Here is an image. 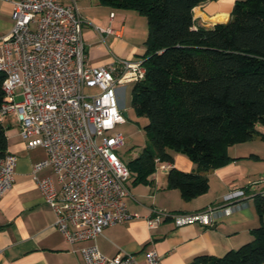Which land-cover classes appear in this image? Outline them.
<instances>
[{
  "label": "built area",
  "instance_id": "built-area-1",
  "mask_svg": "<svg viewBox=\"0 0 264 264\" xmlns=\"http://www.w3.org/2000/svg\"><path fill=\"white\" fill-rule=\"evenodd\" d=\"M11 19L0 52V121L16 113L25 147L45 152L31 173L55 213L54 227L70 244L89 242L78 249L84 264H160L155 249L139 260L130 253L107 256L95 243L104 228L132 216L126 203L130 171L115 152L124 142L115 129L125 122L117 87L144 77L142 58L88 64L83 26L91 24L99 34L114 30L90 23L73 2L16 0ZM16 163L13 152L0 156V197L13 186ZM158 168L168 170L170 164ZM45 169L49 172L41 175ZM229 194L234 198L242 191ZM163 215L146 217V225L155 228Z\"/></svg>",
  "mask_w": 264,
  "mask_h": 264
},
{
  "label": "trees",
  "instance_id": "trees-1",
  "mask_svg": "<svg viewBox=\"0 0 264 264\" xmlns=\"http://www.w3.org/2000/svg\"><path fill=\"white\" fill-rule=\"evenodd\" d=\"M134 10L147 22L144 77L133 82L131 107L145 116L149 144L126 163L133 184L148 182L156 160L184 154L194 171L168 169L166 187L184 200L208 190L207 172L238 159L227 146L264 134V0H236L230 18L194 26L193 8L206 0H97ZM0 72V104L2 80ZM0 121V156L8 147ZM251 157L257 158L256 155ZM259 225L253 239L221 256L196 255L187 264H264V195L253 196Z\"/></svg>",
  "mask_w": 264,
  "mask_h": 264
},
{
  "label": "crops",
  "instance_id": "crops-1",
  "mask_svg": "<svg viewBox=\"0 0 264 264\" xmlns=\"http://www.w3.org/2000/svg\"><path fill=\"white\" fill-rule=\"evenodd\" d=\"M14 1L0 0V52L2 37L12 26ZM235 1L206 0L195 6L194 26L211 27L226 22ZM64 2H73L79 14L90 23L110 26L114 30L112 34H99L91 24L83 26V47L88 64L105 65L143 53L144 46L137 47L134 38L136 23L142 20L136 11L110 8L97 0ZM3 124L8 126L6 151L17 156V163L13 186L0 197V264H84L78 249L89 242L70 244L54 227L55 213L32 178V164L43 158L45 152L41 148L27 149L18 127L9 129L10 124ZM168 152L173 162H156L155 171L148 176L146 184H133L129 180L130 194L126 203L132 216L124 223L103 229L95 240L99 250L107 256L130 253L142 260L149 249H155L161 256L160 264H187L196 255L221 256L252 240L251 230L259 225L253 196L264 195V181L258 182L257 187L239 186L246 176L243 163L246 155L228 153L238 159L208 171V190L184 200L177 189L166 187L168 170L159 169L158 165L169 163L170 168L186 172L194 171L196 165L184 154ZM48 172L45 169L40 174ZM231 191H242V195L228 198ZM158 211L166 215L158 226L149 228L146 217Z\"/></svg>",
  "mask_w": 264,
  "mask_h": 264
},
{
  "label": "rangeland",
  "instance_id": "rangeland-1",
  "mask_svg": "<svg viewBox=\"0 0 264 264\" xmlns=\"http://www.w3.org/2000/svg\"><path fill=\"white\" fill-rule=\"evenodd\" d=\"M140 17L141 23L137 22V33L135 35V42L139 45L137 47L141 48L144 46V41L147 35V23L146 18L143 15H138ZM146 23V24H145ZM146 25V26H145ZM145 28V33L143 32ZM140 53V50L137 51ZM134 56V55H133ZM132 56V57H133ZM132 83H126L117 87L119 93V111L125 122L117 125L115 131L122 134L124 137V142L121 147H119L115 152L121 158L124 163L129 162L133 157H135L143 147L149 144V137L143 130V125L147 123V118L145 116H137L131 107V89ZM20 89L16 90L18 94ZM21 95L16 96V100H20ZM3 123L10 124L9 129L18 127V120L16 113L7 114L4 118ZM259 127V128H258ZM257 129L261 130L264 134V126L257 124ZM227 153L229 154H243L246 155L244 163V169L246 170V176L244 180L239 183V186L243 187H254L258 186V182L264 181V140L259 136H255L249 141L232 144L227 146ZM253 154H258L259 157H251ZM251 159V160H250ZM253 165V166H252ZM250 174V175H249ZM249 175V176H247ZM255 182V183H254ZM128 187L130 189V181L128 182ZM244 192V191H243Z\"/></svg>",
  "mask_w": 264,
  "mask_h": 264
}]
</instances>
